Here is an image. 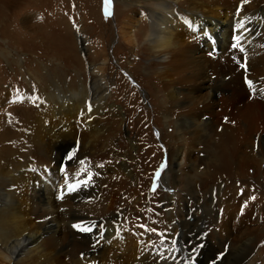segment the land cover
I'll use <instances>...</instances> for the list:
<instances>
[{
	"label": "bare ground",
	"instance_id": "bare-ground-1",
	"mask_svg": "<svg viewBox=\"0 0 264 264\" xmlns=\"http://www.w3.org/2000/svg\"><path fill=\"white\" fill-rule=\"evenodd\" d=\"M118 3L114 0L113 13ZM139 5L147 24L126 19L119 39L134 49L141 40L140 51L149 58L145 71L157 85L146 86L145 93L161 125L159 140L167 142L166 173L185 185L182 194L175 189L165 198L174 213L161 223L160 235L151 225L122 226L123 202L102 201L103 176L109 173L104 168L92 171V188L72 195L69 185L76 189L78 174L87 170L78 162L106 145L101 98L108 86L104 79L88 88L80 83L77 97L67 87L70 91L61 93L58 84L50 89V80L47 92L33 95L37 103L49 102L37 117L32 109L28 113L29 103L20 115L17 107L10 109L11 121H0V264H264V224L254 222V202L245 200L248 188L262 185L264 169V0H141ZM199 28L216 37L224 59L208 55L210 44ZM46 116L52 119L43 121ZM76 117L84 134L76 156L69 157L65 153L77 132L59 121ZM59 171L65 184L58 193L45 191Z\"/></svg>",
	"mask_w": 264,
	"mask_h": 264
},
{
	"label": "rangeland",
	"instance_id": "rangeland-1",
	"mask_svg": "<svg viewBox=\"0 0 264 264\" xmlns=\"http://www.w3.org/2000/svg\"><path fill=\"white\" fill-rule=\"evenodd\" d=\"M139 1L141 0H118L119 6L113 13L114 0L110 7L106 6V0H0V121H11L13 116L10 115V109L17 107L16 114L20 115L18 112L24 110L23 106L29 103L31 107L29 106L28 113L32 109V115L37 117L41 106L44 108L49 102L48 99H40L41 102L37 103L34 98H38L37 90H49L45 83L50 80L54 83L50 89L58 84L61 93H66L67 87L78 97L80 83L88 88L104 79L109 94L106 93L104 99L101 98V109L108 118L101 119L105 127L102 134L106 137V145L98 147L97 152L78 162L79 169L82 166L81 169L87 170H83L85 174L81 171L85 178L78 174L82 181L79 180V185L71 193L73 196L84 194L94 185L95 177L91 176L94 168L107 169L109 173L103 176L106 179L103 181L106 184L104 186L107 188L102 195V201H113L114 198V201L123 202L120 203V208L122 205L125 207L121 211V225L127 228L132 226L135 230H146L145 225H151L154 235H160L164 229L161 223L170 220L168 214L174 213L172 204H166L165 198L171 197L175 189L176 195L182 194V187L185 185L184 182H179L181 177L174 183L175 176L166 173L169 166L167 142L159 140L161 125L155 123L151 112L153 103L145 93L146 86L153 89L157 85L153 76L145 71L149 61L147 53L140 51L141 40L134 49L119 39V25L126 19L141 20L139 25L146 23L143 15L145 10L140 8ZM120 11H123L122 14ZM196 32L206 37V30L203 32L199 28ZM235 45L241 49L240 45ZM205 46L206 43L200 44V49ZM216 58L224 59L221 53ZM226 59L231 60L227 57ZM239 66L237 65L238 68ZM243 86L251 94L247 84L244 83ZM46 118L52 119L46 116L43 121L46 122ZM29 119L33 117L30 116ZM78 119L79 117L74 120L57 119L59 124H68L65 127L72 130V133L77 132L73 138L74 143L72 142L74 146L65 153L69 157L76 156L84 134L78 129ZM161 164H164V170L157 180L156 173ZM183 171L184 174L187 173L185 175L192 174L186 169ZM21 173L20 171L18 174ZM263 173L264 169L262 185L248 188L251 196L245 198L246 201L254 202L252 219L262 225ZM57 175L60 176L59 179L56 177L55 184L45 188V191L58 193L65 184L62 172L59 171ZM165 179L172 181L175 186L168 184ZM84 180L88 181L87 184ZM191 185L194 186V182ZM78 187L80 188L77 189ZM244 191L245 189L243 193ZM239 192L242 190L239 189ZM56 196L60 197V194ZM27 218L31 224L37 225V219L30 216ZM79 258L81 260L82 256ZM63 264L66 263L63 261Z\"/></svg>",
	"mask_w": 264,
	"mask_h": 264
},
{
	"label": "snow or ice",
	"instance_id": "snow-or-ice-1",
	"mask_svg": "<svg viewBox=\"0 0 264 264\" xmlns=\"http://www.w3.org/2000/svg\"><path fill=\"white\" fill-rule=\"evenodd\" d=\"M106 3H107V0H106ZM105 15H106V18H107V15H108L107 11H106ZM233 47H236V45L234 44ZM242 66H243V65H242ZM249 86L251 87V84H250V83H249ZM157 175H159V173H157ZM89 179H90V177H89ZM84 183H87V181H85ZM69 190H73L71 185H69ZM74 227H75V228H78V230H81V231H86V230H88V229H82V228H80V227L77 226V225H74Z\"/></svg>",
	"mask_w": 264,
	"mask_h": 264
}]
</instances>
